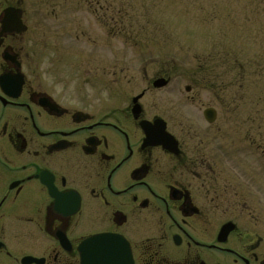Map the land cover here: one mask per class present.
I'll return each instance as SVG.
<instances>
[{"label": "flooded vegetation", "instance_id": "flooded-vegetation-1", "mask_svg": "<svg viewBox=\"0 0 264 264\" xmlns=\"http://www.w3.org/2000/svg\"><path fill=\"white\" fill-rule=\"evenodd\" d=\"M73 48L0 0V264H264V151L244 172L182 115L198 102L177 79L133 93L112 64L97 90Z\"/></svg>", "mask_w": 264, "mask_h": 264}, {"label": "rangeland", "instance_id": "rangeland-1", "mask_svg": "<svg viewBox=\"0 0 264 264\" xmlns=\"http://www.w3.org/2000/svg\"><path fill=\"white\" fill-rule=\"evenodd\" d=\"M30 26L49 44L80 49L76 62L83 74L90 68L98 76L97 90H106L104 72L112 64L120 89L133 93L160 73L177 79L178 97L198 102L179 104L182 115L208 130L212 148L241 154L244 172L263 154L264 0H30ZM195 82L201 86L187 95ZM164 93L157 96L165 115L170 98ZM222 93L225 108L216 97ZM208 106L219 111L211 127L202 118Z\"/></svg>", "mask_w": 264, "mask_h": 264}, {"label": "water", "instance_id": "water-1", "mask_svg": "<svg viewBox=\"0 0 264 264\" xmlns=\"http://www.w3.org/2000/svg\"><path fill=\"white\" fill-rule=\"evenodd\" d=\"M154 85H155L156 88H162L165 85V81L164 80H158V81L155 82ZM205 117L210 122L214 121V112L211 111V110L206 111L205 112ZM144 126L147 128V125H144ZM147 135H149V133H147ZM87 260H88V258H87Z\"/></svg>", "mask_w": 264, "mask_h": 264}]
</instances>
